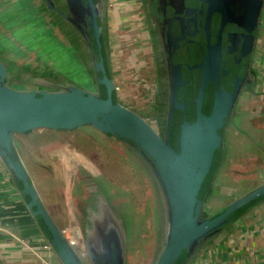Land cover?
Returning <instances> with one entry per match:
<instances>
[{
	"label": "water",
	"instance_id": "95a60500",
	"mask_svg": "<svg viewBox=\"0 0 264 264\" xmlns=\"http://www.w3.org/2000/svg\"><path fill=\"white\" fill-rule=\"evenodd\" d=\"M254 1L255 15L249 19L253 30L255 19L259 27L264 6V0ZM40 2L83 65L91 89L51 67L43 68L41 73L32 67L20 68L11 79L24 82L25 88L16 89L8 84L9 67L0 58V165L27 213L60 264H127L124 231L107 206H103L104 218L95 224L93 233L84 234V252L79 253L45 206L15 143V136L35 130L65 133L92 129L119 141L123 155L145 173L152 185L159 232L151 264H180L181 260L182 264H194L242 229L248 215L233 214L264 195V183H261L246 194L235 195L223 210L214 214L208 211L210 193L217 187L216 177L223 162L227 128L233 126V116L238 113L239 84L235 83L231 93L219 88L216 67L220 53L211 52L199 97L193 101L192 122L188 121L186 97L176 95L174 88L173 95L170 93L163 104V112H159L165 124L161 137L138 112L116 100L110 66L106 67L103 55L108 45L107 0ZM244 14L245 11L240 14L243 19ZM246 38L243 56L250 59L256 37L253 33ZM207 82L213 85L210 97ZM175 111L183 114L178 151L170 144L169 127ZM217 158L218 165L211 177ZM84 169L92 174L89 181L97 178L96 173ZM88 190L92 191L90 187ZM0 264H5L1 258Z\"/></svg>",
	"mask_w": 264,
	"mask_h": 264
},
{
	"label": "flooded vegetation",
	"instance_id": "af4514ba",
	"mask_svg": "<svg viewBox=\"0 0 264 264\" xmlns=\"http://www.w3.org/2000/svg\"><path fill=\"white\" fill-rule=\"evenodd\" d=\"M122 3L123 11H125V8L129 10L131 16L128 19L130 27H134L132 30L128 28L118 32L119 45H124L120 49V53L126 50L129 56H124L126 68L120 69V75H118L119 69L117 67L111 69L110 65V77L115 85L116 100L123 106L148 116L150 123L161 137L164 135L163 128L165 124L164 121L160 120L159 112H163V104L168 101L170 93L173 95L174 88L176 95L179 94L181 97L182 95L186 97L188 102V121L192 122L193 101L199 97L205 65L210 59V53L217 50L220 53V60L216 67V80L219 88L231 93L235 83H238L240 89L237 105L238 103L247 105L253 98L264 103V49L261 48L264 40V6L260 16L259 27H257V19H255V28L253 30L252 21H249V19L251 20L253 14L255 15L256 1L254 0H123ZM106 6H109V0H107ZM240 11L246 12L243 15L244 19L240 16ZM105 13L107 15H105L107 20L106 28L111 62V53L115 52V45H113V40L110 38L112 23L109 22L107 8ZM46 17L44 15L43 18ZM47 21L54 25L52 19L51 21L47 19ZM98 26L101 25L98 24ZM130 30L131 32L137 30L136 40L131 39ZM100 32L102 34V30ZM253 33L256 40L252 46V55L250 59H246L243 56L246 48V36ZM26 66H28L27 68L32 67L28 61ZM35 66L33 65L32 68L36 72H43V66ZM244 69L245 71L243 72ZM229 72L231 73L230 76L228 75ZM247 72H249V77H247ZM44 74L47 75L48 73L44 72ZM205 86L208 97H210L213 85L207 82ZM124 100L134 104L133 108L123 104L122 101ZM147 103L149 106L145 111L142 107H146ZM256 110L258 112L256 111V114L251 112L250 116L254 115L258 118L264 115L263 107H257ZM246 111L248 110L244 109L243 113L242 111L236 113L238 119L242 118V123L248 117ZM182 115L181 112L175 111L172 116L173 123L177 120L180 134L183 121ZM263 118L261 117V119ZM173 123L169 127L171 131L170 137H172ZM242 123L240 127L232 126L234 131L235 129L237 130L233 137L245 136L252 140V146L256 150L261 148L258 142L260 140L264 141V139L258 134H250ZM230 136H228L229 139ZM179 141L180 138L175 140L174 146L171 145L175 150L180 144ZM236 142L245 143L242 138H239ZM250 148L252 147H248V150ZM255 157L245 156V164L242 166L247 167L250 165ZM222 158L224 159V156ZM75 168L80 185L74 187L73 190L74 192L76 190V193L73 194L78 196V200L75 208L73 207L74 214L71 211L70 220L67 219V222L61 226L64 228L69 227L70 230L78 234L80 246L77 250L83 254L84 234L87 236L91 235L95 229V224L104 218L103 206L108 207L112 217H115V221L123 230L121 221L123 220L124 212H128V201L124 197L105 196L96 182L98 177L102 176L101 173L98 172L97 178L91 182L89 178L92 174L84 169L83 164H78ZM257 176V181L250 179L254 182L255 187L264 183V169L259 170ZM89 187L92 190L91 192L88 190ZM248 192L249 190L246 193ZM246 193H238L236 195ZM70 200L69 198L66 199L67 202ZM257 201L262 202L260 206H262L261 211H263L264 195L236 212L247 207H249V210H255L253 206L257 204ZM67 208L66 205L62 206L64 210ZM247 215L246 220L253 217L251 221L253 223L257 222L258 218L254 217L253 214ZM255 226L258 225L255 224L252 227L254 228ZM81 228L84 231L80 230Z\"/></svg>",
	"mask_w": 264,
	"mask_h": 264
},
{
	"label": "rangeland",
	"instance_id": "374dc122",
	"mask_svg": "<svg viewBox=\"0 0 264 264\" xmlns=\"http://www.w3.org/2000/svg\"><path fill=\"white\" fill-rule=\"evenodd\" d=\"M122 2L123 0H109V6L107 7L109 12V22L112 23L110 38L113 40V45H115V52L111 53L110 65L111 69H114L115 67L119 69L118 75L121 73L120 69L123 70L126 68L124 56H129L126 50L120 53V49L124 45H119L120 38L118 32L124 31L128 28H131L132 30L134 27H130V21H128V19H130L131 16L128 8H125V11H123ZM41 10L44 15L47 16L46 18L51 21L52 18L44 6H42ZM9 12L6 11L5 13L0 14V16L8 15ZM46 18H43V20L47 21ZM14 21L15 20L7 21L4 25V29L9 25H12ZM43 27H46L48 31H56L57 35L60 37V41H62L61 44L66 45V47H63V52L59 57H62V55L65 57L68 53L74 52L68 45L65 37L61 36L60 30L55 24L52 25V23L50 24L47 21ZM18 30L21 29L18 28ZM39 30L43 31L42 26L39 27ZM131 30V39L136 40L137 30L132 32ZM4 32L5 35L11 33L9 29L7 31L4 30ZM5 38L7 37L0 38V58L5 60L9 67L10 78L8 77V84L16 89H24V82L22 83V81H19L18 79L12 80L11 78L14 77L15 72L20 70V68L29 69L27 68L28 66H26L29 53L27 50H24L26 53H21L17 56L16 48L13 44L1 43ZM8 39L11 38L8 37ZM31 45L32 42H29V46ZM261 48L264 49V40L263 44H261ZM22 56L27 57L22 60L19 58ZM76 62L81 67L76 63L77 66L75 64L73 66H76L79 69L76 68L74 71L73 68L69 66L72 71L69 72L67 69L66 73L70 74V78L75 82L90 88V83H88L89 77L77 57ZM56 66L59 68L58 65ZM118 75H116V77H118ZM122 103L129 105L131 108L134 106V104L128 103L126 100L122 101ZM148 106L149 104L147 103L146 107L142 108L146 111ZM237 107L238 112L242 111L243 113L244 109L248 110L246 111L248 117L245 119V122L242 123V118L238 119V115L235 114L233 116V126L240 127V124L242 123L250 134H258L264 139V118L261 119L264 115H261L258 118L254 115H252L254 117L250 116L251 112L252 114H256L257 107L264 108V103L253 98L247 105L238 103ZM135 112H138L150 123L148 116H144L139 111ZM231 125L232 124L227 128L224 159L216 177L217 187L213 188L210 193L208 211L211 214L223 210V208L235 198L236 194L246 193L248 190L250 191V188L251 190L254 189L255 185L251 180L257 181L258 168H264V141L260 140L258 142L261 148L256 150L255 147L252 146L253 143L251 139L246 138L245 136L233 137L237 130L234 128V131ZM48 132L51 133L52 136L42 135L37 138H32V140H28V134L17 135L15 136V143L45 206L51 210V215L56 217V213L63 205H66L74 214V208L78 196L73 194L76 193V190L74 192L73 189L80 185L78 173L75 168V163H78V161H75V159L82 162L84 160L95 172L101 173L102 176H99L96 182L105 196H114L116 198L124 197L125 200L128 201V212H124L123 220L121 221L126 239L127 264H151L158 240L159 213L152 185L150 181H148L145 173L131 159L127 158L125 154L123 155L124 151L119 141L104 136L95 130L79 129L77 131L60 134L52 131ZM57 135H61L59 136L60 139L71 144L72 150L74 149L77 155L82 156L85 159L79 157L64 158L58 155V152L57 155H54L57 150L49 151L45 148L41 149L35 147L36 149H32L28 147V145L40 146L56 144L59 142ZM229 135H231L230 139H233L230 140L228 137ZM239 138H242V141L245 143H237L236 141ZM246 144L248 147L252 148L248 150ZM27 147L30 148V152L34 156L33 159H35V162H32L26 157ZM68 153H72V151L68 150L66 154ZM245 156H256L254 161L247 167L242 166L245 164ZM260 181H262V179H260ZM65 198L71 200L67 202ZM58 222L59 224H64V222L60 220ZM65 231L67 236L74 238V241L76 242V239L78 238L74 237L75 235L70 228H65ZM26 246L28 247L29 244L26 243Z\"/></svg>",
	"mask_w": 264,
	"mask_h": 264
},
{
	"label": "crops",
	"instance_id": "0c3cea01",
	"mask_svg": "<svg viewBox=\"0 0 264 264\" xmlns=\"http://www.w3.org/2000/svg\"><path fill=\"white\" fill-rule=\"evenodd\" d=\"M41 8L40 0H0V14L10 11L8 15L0 16V38L7 37L1 43L13 44L16 48L17 56L18 54L26 53L24 50H27L29 53L28 62L31 63L32 67L33 65L43 66L44 68L51 67L70 77V74L66 73L67 69L69 72L72 71L69 66L74 71L76 68L79 69L76 67L79 65L76 62V55L73 52L68 53L65 57L63 55L59 57L63 52V47H66V45L61 44L62 41H60V37L56 31H48L46 27H43L46 21L43 20L44 13ZM10 20L15 21L12 25L4 29L5 23ZM40 26H42L43 31L39 30ZM18 28L21 30H18ZM3 29L5 31L9 29L11 33L5 35ZM8 37L11 39H8ZM29 42H32L31 46H29ZM25 57L27 56L19 58L23 60ZM74 64L76 66H73ZM79 67L81 66L79 65ZM48 131H32L28 134V140L42 135L52 136ZM59 136L61 135H57L59 142L56 144L40 146L28 145V147L32 149L35 147L45 148L49 151L57 150L54 155H57L58 152V155L64 158L79 157L85 159L77 155L74 149L72 150V145L60 139ZM30 148L27 149L26 157L32 162H35ZM68 150H71L72 153L66 154ZM75 161H78V163H75V166L83 164L84 167L97 174L84 160L82 162L75 159ZM261 169L264 168L259 167L258 171ZM71 216V211L68 208L65 210L61 208L56 213V217L52 215L57 223L60 220L64 224L67 222V219L70 220ZM253 216L258 218L257 222L253 223L251 221L253 217L246 220L242 229L235 236L233 235L217 246L218 254L216 256L218 259L215 261V264H264V210H257ZM0 222L3 228L0 231V258L5 264H60L54 253L47 247L45 237L41 234L34 219L27 213L20 197L4 173L1 165ZM255 224L260 227L254 231L252 226ZM61 225L63 224H60L59 227L65 229ZM244 230H249L250 233L248 235H238ZM24 241L29 244L28 247Z\"/></svg>",
	"mask_w": 264,
	"mask_h": 264
},
{
	"label": "trees",
	"instance_id": "16d2710c",
	"mask_svg": "<svg viewBox=\"0 0 264 264\" xmlns=\"http://www.w3.org/2000/svg\"><path fill=\"white\" fill-rule=\"evenodd\" d=\"M54 24H55V22H54ZM98 24H100V21L98 20ZM100 33V36H101V38L103 37L102 36V34H101V32H99ZM94 49H95V52H96V55L98 56V50H97V48H96V44L94 43ZM103 55H104V62H105V65H106V67H109L110 66V57H109V46L107 45V49H105V51H103ZM110 68V67H109ZM245 71V69L243 70V72ZM230 72H229V76H230ZM99 76L100 77H102V74L101 73H99ZM181 118V117H180ZM173 129H172V133H171V145L172 146H174V142H175V140L176 139H178V138H180V128H179V126L177 125V120L176 121H174V123H173V127H172ZM176 150L178 151L179 150V146L176 148ZM217 162H216V165H215V167L213 168V171H212V173H211V177H212V174L215 172V170H216V167H217V165H218V161H219V158H217V160H216ZM210 182H211V178L208 180V184H210ZM262 201V200H261ZM261 201H257L256 203L257 204H254V209L255 210H249V207H247V208H244V209H242V210H240V211H238V212H236V214H233V215H235V216H238V215H242V214H245V213H247V214H255V212L257 211V210H262V206H260L261 205ZM238 217H240V216H238ZM238 219V218H237ZM182 261L183 260H181V262H180V264H182Z\"/></svg>",
	"mask_w": 264,
	"mask_h": 264
},
{
	"label": "built area",
	"instance_id": "2783aa9c",
	"mask_svg": "<svg viewBox=\"0 0 264 264\" xmlns=\"http://www.w3.org/2000/svg\"><path fill=\"white\" fill-rule=\"evenodd\" d=\"M260 226H255L253 228V230H258ZM2 223L0 222V231L2 230ZM72 231V230H71ZM63 232L65 233L66 237L70 240V242L72 243V245L75 247V248H78L80 246V243H79V240L76 239V242L74 241V238H70L67 236V233L65 231V229H63ZM72 233H74L72 231ZM250 233L249 230H245L243 233V235H248ZM74 237H77L78 238V234L74 233ZM25 242V241H24ZM26 243V242H25ZM78 244V245H76ZM216 254H218V251H217V248L215 249H212L210 251L207 252V254L205 255H202L201 257L198 258V260L194 263V264H215V261L218 259V257L216 256Z\"/></svg>",
	"mask_w": 264,
	"mask_h": 264
}]
</instances>
